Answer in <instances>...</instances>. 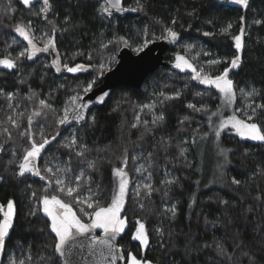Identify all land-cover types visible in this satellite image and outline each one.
Returning a JSON list of instances; mask_svg holds the SVG:
<instances>
[{
  "label": "trees",
  "instance_id": "obj_1",
  "mask_svg": "<svg viewBox=\"0 0 264 264\" xmlns=\"http://www.w3.org/2000/svg\"><path fill=\"white\" fill-rule=\"evenodd\" d=\"M50 3L45 20L36 15L37 9L24 6L20 0H0V59L16 60L21 51L31 50L14 31L18 23L28 21L32 27L43 24L48 31L55 24L58 48L41 51L31 60L22 57L16 60V69L0 65V144L4 145L0 151V176L4 177L0 181V206L8 200L15 202L13 227L0 264H19L21 260L24 264H61L53 248L55 234L38 198L47 186L49 195H56L86 220L80 209L92 210L84 198L94 207L97 201L104 207L111 203L116 169L127 174L128 182L121 209L127 227L118 238L124 254L131 252L137 259L154 264H264V142L242 138L231 128L222 129L219 144L228 150L226 161L216 180L206 181L193 141L209 129V117L217 109L219 97L212 88H198L189 73L173 68V56L179 53L197 68H207L210 75L222 74L237 56L234 37L243 30L240 66L229 73V78L234 81L233 111L249 122L246 113L251 114V107L246 106L264 104V0H249L247 7L230 0H139L143 10L136 12L128 9L138 7L137 0H124L125 10L120 16L102 12V0ZM166 27L179 34L165 53L171 67H159L138 89H115L84 122L59 125L68 91L73 89L82 96L89 82L95 79L97 84L113 66L122 46L135 51L145 40L163 37ZM204 32L212 35L205 37ZM54 52L58 65L61 53L71 64L82 61L91 66L75 74L62 68L57 72L51 63ZM44 59H50L48 68ZM214 59L222 62L208 63ZM100 65H104L103 70ZM253 88L258 95L249 97L240 92ZM177 92L179 98H167ZM10 93L12 99H8ZM40 100L51 107L40 105ZM37 111L40 115L29 127V117ZM161 113L165 117L162 123L158 120ZM259 113L251 122L264 126V115ZM185 116L189 119L184 120ZM26 131L37 143L56 136L36 161L43 180L33 174L15 175V164L30 147L29 138L21 135ZM73 136L77 146L64 147ZM9 161L15 163L10 165ZM89 163L95 166L89 167ZM233 178L240 184H234ZM58 179L64 183L57 185ZM145 184L157 191L148 195ZM69 187L74 189L71 196L67 194ZM33 211L35 215L30 214ZM136 220L146 223L150 237L147 247L131 240ZM218 245L223 246V253Z\"/></svg>",
  "mask_w": 264,
  "mask_h": 264
},
{
  "label": "snow or ice",
  "instance_id": "obj_2",
  "mask_svg": "<svg viewBox=\"0 0 264 264\" xmlns=\"http://www.w3.org/2000/svg\"><path fill=\"white\" fill-rule=\"evenodd\" d=\"M34 2V0H21V3L25 6H29ZM233 3L238 5H247L248 0H232ZM117 3H119V0H117ZM138 7H133L128 9L129 11L136 12V11H142L143 6H139V0H137ZM43 7L41 8L40 12L36 13L37 16H40V13H45V16L43 19L47 20V13L49 12L51 8L50 0H42ZM118 11L120 9H117ZM102 12H108V8H102ZM48 23L52 24V21H47ZM175 23V21H173ZM259 23V21L257 22ZM32 27V21H28L27 24H17L14 28V31L19 34V36L23 37L25 40H27L28 45L31 46V50H25L21 51L16 58V60L26 57L27 59L31 60L35 53L37 52H48L52 48L55 47V33L57 31L55 24L52 25V36L47 40L45 43L43 49L37 48L33 44V40L29 39L28 32L26 31V28ZM243 32V30H242ZM164 36L163 38L166 40H169L170 42H175L179 39V34L173 30L171 27H166L164 29ZM203 35L205 37L211 36L212 33L204 32ZM235 39V48L240 49L241 48V36L237 35L234 37ZM125 43H127L125 41ZM149 41L145 40L143 43H141L138 47H136L137 52L144 51L145 48L148 47ZM182 57H177V60H182ZM239 56H234L228 63L229 67H226L223 70V73L220 75H216L215 77H208L205 76L201 78L199 74L197 73L196 76L193 77V79H196L202 84L214 86L215 89L218 90L219 93L223 94L224 101L227 105H231L235 99V91H234V81L229 78V73L235 69H237L240 65L238 61H240ZM16 60L10 59V58H4L0 59V65H3L7 69H16L17 64ZM222 61L219 60H211L208 63L215 65L217 63H221ZM54 65L58 63V61L53 62ZM184 65H186L188 68H192V65L188 63L187 60H184ZM175 67L177 69H182V65L180 63H176ZM101 70H103L104 65H100ZM64 70H66L68 73H77L82 70H86L84 65L77 64L74 67H69L67 65H64ZM195 71V69H192ZM56 71L60 72V67H56ZM95 79L92 80L87 84L86 87L83 88V91L85 94L91 91L93 84H95ZM21 83H24L23 80H21ZM240 92L242 94H245L246 96H254L258 95L256 93V90L253 88L252 91L245 93L244 89H240ZM0 94H3V90L0 89ZM199 94V93H198ZM163 95V94H162ZM180 93L177 92L173 97H167L170 99L179 98ZM13 94H8V99H12ZM73 100H80L81 103L76 104L74 103L72 106V111L74 112L73 119L74 120H83L84 114L82 109L87 107L85 103H83L82 98L77 95L73 97ZM40 105L51 107L50 105H45L44 100H40ZM9 107H12L9 105ZM188 107L193 108L194 111H199V109H196L194 105L189 104ZM251 107V114H247V120L249 122H245L244 120H238L235 116L230 117V120L234 121L233 127H236L239 134L247 139H251L253 141H260L264 142V126L258 125L256 122L253 121V118L257 116L258 110H260V115H264V104L261 105H255V106H246ZM68 111L69 109L64 110V115L58 120L59 125H66L71 123L68 118ZM34 115L39 116L40 112L37 111L34 113ZM213 115H216L213 113ZM13 125L18 127V124L15 120H13L12 117L8 118ZM93 117V122H94ZM165 117L163 113H161L158 117V120L162 123L164 121ZM189 118L187 116L184 117V120H188ZM209 121L211 122V117H209ZM153 123H156L154 120ZM33 124L32 118L29 117V127H31ZM145 124H147V121H145ZM228 124V121H222L220 124V128H225ZM136 125H133L135 127ZM7 131V130H5ZM214 135L217 139L221 136V131L217 130L215 127H213ZM22 136H27L29 138L30 147L26 148L24 150V154L22 158L20 159V162L18 164H15V175L17 177H24L26 174H33L35 176L40 177L41 180L44 179V176L41 175L40 170L36 166V161L38 158L41 157V154L43 151H47L46 146L50 145L52 140L56 139V136H53L51 140L48 138H44L43 142L37 143L32 134H30L28 131L21 133ZM58 135V133H57ZM9 136H11V133H9ZM195 142V141H193ZM73 146H77V138L76 136H73V138L64 145L66 148H71ZM4 150V145L0 144V151ZM184 149H181V152L183 153ZM226 151L223 148L220 149V153L224 154ZM125 153H127V149H125ZM83 152H80L79 155H83ZM16 153L13 152V156H15ZM14 161H9V164H14ZM94 163H89V167H94ZM139 170V169H138ZM49 172H51V169H48ZM115 174L119 176H126L127 174L123 172L122 169H116ZM83 172L80 174V176H77L76 179L80 180V178L83 176ZM4 177L0 176V181H3ZM232 182L234 184H240V181L233 178ZM64 182L62 180H56L57 185H61ZM127 180L121 179L119 182L118 191L114 192L111 203L107 206H101L99 202H96L95 207L93 206V203L90 201H86L87 208L91 209V212L86 211L85 209L81 208L80 211L84 217H86L90 222L86 223L84 220H82L80 217L76 215L75 212H73L72 208L69 206V204L64 203L61 201L56 195H49V187L44 188V193L42 196L38 198L39 203L42 204V211L43 213L51 219V232L55 234V243L53 244L54 252L58 253L61 257H66L65 264H71V261L67 259V257L71 254L72 248L74 247H80L84 248L85 244L88 243L89 238L85 237V241L77 243L78 237L84 236L85 234L92 233L97 229H100L103 231V236L96 237L91 236L90 237V243H88L89 247V253L90 255H97V251L95 246L98 244L101 246L100 250L98 251L99 259L95 261V264H118V261L124 260L125 264H151L149 261H141L137 259L136 255H133L131 252H128L127 254H124L122 247H118L116 243L117 237L121 233H125L126 231V220L127 217L121 216V209L123 204L126 202V185ZM162 183L171 184L173 181H163ZM145 188L148 189V195H151L153 191H157V189H154L151 184H145ZM60 191L63 192V187L60 188ZM74 191L73 188H68V195L71 196L72 192ZM88 191L91 193V189L89 188ZM33 197H36L37 194L33 192L31 194ZM94 195V194H93ZM136 195L139 196V188H137ZM165 196H167V192L164 193ZM77 200L79 201V195L77 196ZM222 203L226 204L227 201H221ZM14 204L15 202L13 200L7 201V211H3V206H0V211H3V220L0 221V253L5 251V245H6V237L9 236V230L13 227V217L15 215L14 210ZM142 207V206H141ZM32 215H35V212L33 211L30 213ZM173 215H175V211L173 208ZM207 223V221H206ZM230 223V221H229ZM134 231L131 234V240L137 242L138 246L147 247L150 243V237L149 232L146 227V223L142 222L140 220H136L133 222ZM218 251L220 253L224 252L223 246L218 245ZM107 253V255H105ZM19 264H24V261H19Z\"/></svg>",
  "mask_w": 264,
  "mask_h": 264
},
{
  "label": "water",
  "instance_id": "obj_3",
  "mask_svg": "<svg viewBox=\"0 0 264 264\" xmlns=\"http://www.w3.org/2000/svg\"><path fill=\"white\" fill-rule=\"evenodd\" d=\"M105 8H108V14H115L120 16L123 14L124 0H102ZM247 5H243L247 7ZM117 9H120L119 11ZM45 16V13H42ZM173 46V42L164 39L163 37L158 39H153L149 41L148 47L142 52H137L131 50L128 46H122L116 54V61L112 67L107 69L101 77V80L93 85L90 92L87 94L83 93L81 96L83 103L87 107L83 108L84 119L74 120V112L72 111L70 115V121L72 123H82L84 122L90 111L96 107L102 106L112 91L119 87H132L138 89L141 87L144 79L151 73H153L159 67H171L172 63L165 58V53ZM240 63V61H238ZM230 66V65H229ZM228 66V67H229ZM81 103V101H80ZM34 115L31 116L33 118ZM103 236V231L100 232L95 230L92 233L85 234L84 236L78 237L77 243L85 241V237H88V243H90V237ZM117 241L114 242L118 246ZM88 243L85 244L84 248L74 247L72 248L71 254L67 257L71 261V264H95V261L99 259L98 251L101 246L98 244L95 246L97 255H90ZM119 247V246H118ZM59 255V254H58ZM107 255V253H105ZM61 264H65L66 257H61ZM119 262V261H118Z\"/></svg>",
  "mask_w": 264,
  "mask_h": 264
},
{
  "label": "rangeland",
  "instance_id": "obj_4",
  "mask_svg": "<svg viewBox=\"0 0 264 264\" xmlns=\"http://www.w3.org/2000/svg\"><path fill=\"white\" fill-rule=\"evenodd\" d=\"M230 1H232V0H230ZM26 7L37 9L38 10L37 12H40V10L43 7V5H42V3L40 1H38V2H33L31 5L26 6ZM26 31L28 32L29 39H32L33 40V44L37 48H40V49H43V46L45 45L47 40L52 36V30L48 31L46 28L43 27V24H36L35 26L31 27V31H29L28 28H26ZM16 35L19 36L18 33H16ZM238 35L241 36V46H242V32L239 33ZM19 38H21L24 41V43L31 49V46L28 45L27 40H25L21 36H19ZM55 47H56V42H55ZM234 47H235V39H234ZM236 51H237V56L240 57L241 48L240 49H236ZM73 52L77 53L76 50H73ZM37 53H39V52H37ZM37 53H35V54H37ZM54 56H55L54 57V61H57L56 53H55ZM178 56L182 57L183 59L182 60H177ZM60 58H61L60 65H58V63L55 64L57 67H60V69L62 67H64V65H67L69 67H74L77 64H80V65H84L85 68H86V66L90 65V64L82 62V61L75 62V63L71 64L70 61H69V57L67 55L63 56V54H61V53H60ZM184 60H187L188 63L192 65V68H188L186 65H184ZM176 63H180L182 65V69L183 70H181V69H178V70L186 72V73H189V75L192 78L194 76H196L197 73L199 74V76L201 78H203L205 76H208V77H215L216 76V75L215 76L210 75V73H208V69L207 68H203V67H198L197 68V66H195V64L192 63L189 60V58H187L183 54H179L178 53V54H175L173 56V68H175V69H177L175 67ZM43 64L46 65L47 68H48V66L50 65V59H44L43 60ZM192 69H195V71H193ZM82 71H84V70H82ZM64 72H67V71L65 70ZM194 80L196 81V85H197L198 88H201V87L212 88V89H214L216 91L217 96L219 97V105H218L217 109L213 112L216 115H213V114L211 115V122L209 121V129L207 130L206 133L201 134L200 135L201 137L198 136L199 139H197L195 141V143H196L195 147H196V149H197V151L199 153V161H200L199 165H200L201 174L203 175V178L210 183V182L215 181L216 177H218L219 174L222 173L221 168L225 164L226 156H227V151L224 154L220 153V149L223 148V147H221V145L219 144L220 138L217 139L215 137L214 132H213V127H215L217 130L221 131L222 129H224V128H220L221 122L222 121H228V124L226 125L225 128H231L238 136L242 137L239 134L237 128L232 126L233 123H235V122L230 120V117L235 116L238 120H242V119L237 117L235 115L234 111H233L234 101H233V103L231 105H227L225 103V101H224L223 94L219 93L218 90L215 89L214 86L205 85V84L200 83L196 79H194ZM49 91H51V88H49L48 92ZM77 95H79V94L78 93H74L73 89H71L70 91H68V93L66 94V97L64 98L65 100H64V107L62 108V114L64 115V110L66 108L69 109V111H68L69 121H70V115L72 113L71 109H72L73 104L74 103H76V104L80 103V100H76V101L73 100V97L77 96ZM79 96L81 97V95H79ZM63 115H62V117H63ZM36 117H37V115H34L32 120L35 119ZM245 122H247V121H245ZM242 138H244V137H242ZM116 177H117V182H116L115 192L118 191L120 180L121 179L127 180L126 176L116 175ZM145 179H148V176H145ZM86 198H87V195H86ZM84 201L86 202L87 200L84 198ZM41 206H42V204H41ZM3 211H7V204H5L3 206ZM3 211H2V219H1V221L3 220ZM73 212H74V210H73ZM82 220H84V219H82ZM49 221H50V226H51V219L50 218H49ZM84 222L88 223L90 221L86 218V220H84ZM97 230L102 232V230H100V229H97ZM141 247L144 248L143 246H141ZM0 255H1V253H0ZM151 264H154V263L151 262Z\"/></svg>",
  "mask_w": 264,
  "mask_h": 264
},
{
  "label": "flooded vegetation",
  "instance_id": "obj_5",
  "mask_svg": "<svg viewBox=\"0 0 264 264\" xmlns=\"http://www.w3.org/2000/svg\"><path fill=\"white\" fill-rule=\"evenodd\" d=\"M38 1H40V2L42 3V0H34V2H38ZM41 15L43 16L42 13H41ZM46 15H48V13H47ZM43 17H44V16H43ZM54 55H55V54L53 53V54H52V59H53V60H54V57H55ZM53 60L51 61V63L54 62ZM53 64H54V63H53ZM62 70H64V67H62Z\"/></svg>",
  "mask_w": 264,
  "mask_h": 264
}]
</instances>
